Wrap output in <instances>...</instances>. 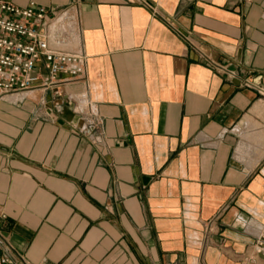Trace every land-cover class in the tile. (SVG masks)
<instances>
[{
	"label": "crops",
	"instance_id": "crops-1",
	"mask_svg": "<svg viewBox=\"0 0 264 264\" xmlns=\"http://www.w3.org/2000/svg\"><path fill=\"white\" fill-rule=\"evenodd\" d=\"M11 1L71 8L53 28L88 58L61 96H0V236L25 264H264L243 85L264 89V0Z\"/></svg>",
	"mask_w": 264,
	"mask_h": 264
},
{
	"label": "built area",
	"instance_id": "built-area-1",
	"mask_svg": "<svg viewBox=\"0 0 264 264\" xmlns=\"http://www.w3.org/2000/svg\"><path fill=\"white\" fill-rule=\"evenodd\" d=\"M20 7L0 0V96L52 91L61 96L63 87L85 75L87 56L74 29L54 30L59 22L75 20L71 8L54 11L31 1ZM245 87L264 97L261 86L245 80ZM264 235L256 245L263 251ZM0 264H25L26 260L0 236ZM16 257V259L14 258Z\"/></svg>",
	"mask_w": 264,
	"mask_h": 264
}]
</instances>
